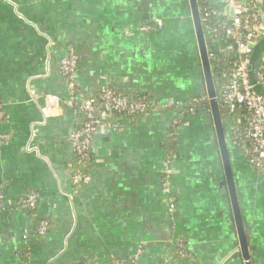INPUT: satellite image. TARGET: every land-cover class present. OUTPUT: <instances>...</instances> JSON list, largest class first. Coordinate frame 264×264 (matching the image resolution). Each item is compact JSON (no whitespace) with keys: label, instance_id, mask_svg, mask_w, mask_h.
Listing matches in <instances>:
<instances>
[{"label":"crops","instance_id":"obj_1","mask_svg":"<svg viewBox=\"0 0 264 264\" xmlns=\"http://www.w3.org/2000/svg\"><path fill=\"white\" fill-rule=\"evenodd\" d=\"M155 18L164 20L163 30L140 31ZM70 49L86 96L110 84L172 107L207 89L189 0H0V131L10 136L0 147V183L11 201L40 193L34 212L0 210V264H245L220 186L211 111L190 116L178 131L173 194L161 182L171 109L103 123L89 174L73 182L69 135L83 117L65 103L59 62ZM232 159L253 229L251 261L264 264V181L237 148ZM43 219L49 230L39 236ZM180 239L193 254L183 262Z\"/></svg>","mask_w":264,"mask_h":264},{"label":"built area","instance_id":"obj_2","mask_svg":"<svg viewBox=\"0 0 264 264\" xmlns=\"http://www.w3.org/2000/svg\"><path fill=\"white\" fill-rule=\"evenodd\" d=\"M227 2V4H226ZM224 3L214 4L203 12L200 11L202 24L206 23L210 32V45L208 57L213 63L212 69L221 70L226 78L225 83L217 93L220 110L224 121L237 126L230 130L229 138L232 144L247 159L248 165L255 170L264 181V95L258 88L264 89V53L260 59L256 81L250 77V66L252 54L264 34V0H242L241 6L236 9H227L228 4L234 5V0H226ZM213 16L217 17L215 24L210 23ZM165 22L161 18L141 24L140 31L144 33L158 32L163 30ZM233 53L237 59L231 64L228 71L222 65L226 60L225 53ZM79 56L74 49H70L60 59V72L66 79L69 96L65 103L74 108L75 111L84 114L86 121L75 127L69 135L73 154L77 156L80 163L88 164L91 160V143L100 126L105 123L103 120L113 112L126 116L144 114L148 111L168 109V105L150 99L148 96H134L122 93L115 86L103 85L99 93L100 101L87 97L80 90L79 81ZM201 102H210L209 96L198 95L188 101H176L172 104V120L169 129L178 131L184 123V118H189L197 113V106ZM1 112V95H0ZM239 114L237 119L233 115ZM1 115V113H0ZM230 127V126H229ZM232 129V127H231ZM170 135V130H169ZM10 136L0 131V147L9 143ZM174 155L165 154V168L161 182L164 188L173 194V169ZM87 176L81 171L72 172L73 182L79 184ZM40 200L38 191H30L19 201L6 199L4 184L0 183V210L11 207L12 210H36ZM173 200V199H172ZM174 201V200H173ZM49 230V221L43 219L37 228V235L43 236ZM177 256L179 261H187L193 257L189 249V242L180 239L177 242ZM19 258L24 259L22 256ZM25 260V259H24ZM90 264V263H76ZM105 264H136V258L131 261H124L113 258ZM164 264H175L172 260H166ZM177 264H180L179 262Z\"/></svg>","mask_w":264,"mask_h":264},{"label":"water","instance_id":"obj_3","mask_svg":"<svg viewBox=\"0 0 264 264\" xmlns=\"http://www.w3.org/2000/svg\"><path fill=\"white\" fill-rule=\"evenodd\" d=\"M193 25L196 32V37L198 41L200 56L202 60V67L206 82V91L202 94H207L210 99V110L213 119V124L217 136L220 157L223 167V173L225 179L220 182V186L225 187L229 194L234 224L236 227L237 238L239 241L241 255L245 264H253L251 261V247L250 241L252 238L253 229L248 225V220L246 219L243 207L241 203V198L239 196L238 185L236 181L235 171L233 167V155L230 153L229 149V139L225 129L226 125H229L231 122L224 121L219 102L217 100V91L214 85V78L211 69L210 60L208 57V47L204 32V27L201 20L200 8L198 0H189ZM258 51L264 50V38L260 43V46L257 48ZM256 55V52H255ZM254 55V56H255ZM255 70V64L252 61L250 66V72L253 74ZM255 75V72H254ZM253 82H255L253 80ZM264 95V91L261 92ZM230 126V125H229Z\"/></svg>","mask_w":264,"mask_h":264},{"label":"trees","instance_id":"obj_4","mask_svg":"<svg viewBox=\"0 0 264 264\" xmlns=\"http://www.w3.org/2000/svg\"><path fill=\"white\" fill-rule=\"evenodd\" d=\"M198 3H199V8H200V11L203 12L204 9H206L207 7L211 6V5H214V4H217L216 2H210L208 0H198ZM217 22V17L216 16H213L212 19L210 20V23L212 24H215ZM203 27H204V32H205V37H206V42L208 44V46L210 45V42H211V39H210V32H208V28L206 26V23L203 24ZM264 38V34L260 40V42L258 43V45L255 47L254 49V52L252 54V61L253 63L255 64V70L254 72L257 71V68H258V65L260 63V59L264 53V50H260L258 51L257 48L260 46V43L261 41L263 40ZM255 52H256V55H255ZM255 55V56H254ZM225 56H226V60H224L222 62V65L223 67L225 68V71L229 69V67L231 66V64L237 59V57L231 53V52H227L225 53ZM213 62L210 61V64H212ZM59 65H60V62H59ZM212 69V68H211ZM254 72L253 74L250 72V77H251V80L253 81H256V77L254 75ZM212 73H213V78H214V85H215V89L217 91V93L219 92V89L220 87L223 85V83H225L226 81V78L224 77V73L221 71V70H216V69H212ZM259 91H263L264 89L262 87H259L258 88ZM148 96L150 99H153L152 97H150L149 95L145 94V93H136L134 95L135 98L137 97H140V96ZM87 97H91V98H95L96 101H100V97H101V94L98 92L97 94L95 95H90V96H87ZM168 109H171V107H168ZM201 111H208L210 112V102H201L198 106H197V113L198 112H201ZM149 112V111H148ZM1 115H0V122L5 119L4 117V114H3V110H2V97H1ZM123 114H120L118 112H113L109 118L103 120V122H106V121H109V120H113L114 118L116 117H119ZM194 115V114H193ZM81 116L83 117V120H82V123L83 124L86 119H85V116L84 114L81 113ZM192 116V115H191ZM239 116V114H235L233 115V119H237ZM223 118H226V117H223ZM187 118H184V122H187ZM230 125V127H229ZM229 125H226L225 126V129H226V132H227V136L229 135L230 136V130H233L237 124H229ZM232 127V129H231ZM170 130V135L167 137L166 139V142H165V152H166V155H174L176 153V150H177V145H178V135L174 132V130L172 129H169ZM228 136V139L230 140L229 142V149H230V153L231 155H234L235 151H236V148L233 146L232 144V139L229 138ZM92 144V143H91ZM92 147V146H91ZM94 160V153H93V150L91 148V160L88 164L84 165L83 163H80L77 159V156L74 155V160L73 162L71 163V172H76V171H81L83 175L87 176L89 174V171H90V168H91V164ZM234 167V166H233ZM235 171V170H234ZM163 178V174H161V179ZM84 181H82L81 183H83ZM31 212H34L32 210H29L28 213H31ZM248 225H250L248 223ZM176 250L178 251V248H176ZM177 251H176V254H177ZM253 263V262H252Z\"/></svg>","mask_w":264,"mask_h":264},{"label":"rangeland","instance_id":"obj_5","mask_svg":"<svg viewBox=\"0 0 264 264\" xmlns=\"http://www.w3.org/2000/svg\"><path fill=\"white\" fill-rule=\"evenodd\" d=\"M229 131H230V129H229ZM230 134V133H229ZM229 136V135H228ZM230 141V140H229Z\"/></svg>","mask_w":264,"mask_h":264}]
</instances>
